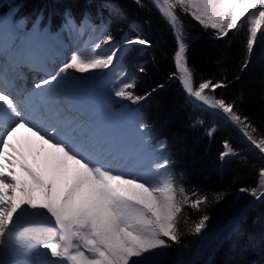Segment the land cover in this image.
<instances>
[{
    "label": "snow or ice",
    "instance_id": "1",
    "mask_svg": "<svg viewBox=\"0 0 264 264\" xmlns=\"http://www.w3.org/2000/svg\"><path fill=\"white\" fill-rule=\"evenodd\" d=\"M135 3L144 6L143 0ZM152 5L175 38L174 71L169 78L178 83L194 108L209 111L235 128L264 162V134L237 110L236 101L217 95L227 84L223 80L196 81L188 62L182 20L190 17L203 30H211L217 40L229 33L246 32L244 71L258 34L264 39V0H152ZM68 24H72L70 17ZM112 43L113 37L105 29L97 42L72 52L57 71L36 82L31 91L18 83L23 78L19 72L23 61L12 52H0L6 58L0 61V264H33L25 258L7 259L18 251L22 257L34 256V264H162L165 250L181 243V224L192 234L205 229L207 214L188 226L184 212L185 208L201 211L209 203L208 197L190 194L179 182L172 171L173 161L163 155L166 142L156 146L158 158L145 165L144 149L152 140L147 123L138 118L139 145L124 141L117 146L89 132L62 111L59 101L54 105L50 100L53 85H61L71 72L81 76L111 73L116 99L129 105L147 100L156 89L136 94L135 77H129L120 66V54L134 46L150 47V41L129 38L105 51L104 46ZM30 59L33 67L39 63L38 58ZM260 86L264 101V81ZM203 123L195 120L192 127ZM21 130L39 142L35 155L30 139L27 143L16 140ZM214 132L211 128L207 135ZM41 152L46 153L44 168L38 171L28 159L31 156L35 163ZM239 156L225 141L219 160L225 163ZM258 181L257 187L240 188V192L264 202V167L258 171ZM221 198V194L216 195L217 200Z\"/></svg>",
    "mask_w": 264,
    "mask_h": 264
},
{
    "label": "trees",
    "instance_id": "2",
    "mask_svg": "<svg viewBox=\"0 0 264 264\" xmlns=\"http://www.w3.org/2000/svg\"><path fill=\"white\" fill-rule=\"evenodd\" d=\"M143 5L138 6L135 0H0V16L15 8V22H23L29 28L41 16L44 26L51 30L61 28L70 17L75 23L85 20L102 24L112 35V44L117 46L129 38L150 41V47L134 46L125 50L121 59L122 67L129 76L135 77L136 94L144 95L156 89L141 104L130 106H140L141 120L149 125L154 140H166V151L173 161L172 171L179 182L190 194L196 192L209 200L201 211L185 208L188 226L203 214H207L209 220L200 234L190 233L188 227L181 224L180 245L165 250V260L175 264L181 258V249L194 248L203 234L234 217L236 209L232 207L235 202L242 203L241 199L236 201L238 193L247 200L252 199L248 193L240 192V188L258 186V171L264 167V162L237 136L235 128L216 115L191 106L178 83L169 78L174 71V34L151 0H143ZM182 20L189 45L188 62L196 81L223 80L227 87L218 89L217 95L236 101L237 110L248 116L264 134L260 86L264 81V39L258 34L249 67L241 71L246 57V32L229 33L223 40H217L211 30H203L190 17H182ZM141 67L143 72L139 71ZM160 85L163 87H158ZM195 120L204 123L192 127ZM211 128H215V132L208 136ZM225 141L240 156L222 163L219 155ZM217 194L222 198L217 200ZM205 249L202 261L199 258L195 264H264V202L257 201L247 208L243 219L230 221L228 229Z\"/></svg>",
    "mask_w": 264,
    "mask_h": 264
},
{
    "label": "bare ground",
    "instance_id": "3",
    "mask_svg": "<svg viewBox=\"0 0 264 264\" xmlns=\"http://www.w3.org/2000/svg\"><path fill=\"white\" fill-rule=\"evenodd\" d=\"M9 16V15H8ZM5 21L7 22V18H3L2 22L0 23V31L4 27L6 30L8 29V25H5ZM37 29L33 30V33H36ZM9 29V34H10ZM13 39V38H12ZM81 39V38H80ZM79 39V40H80ZM75 43V39H62L61 42L57 43L55 45L48 44L44 48V53L42 54V58H40V63L43 62L46 66L50 68V73H54L59 69L60 66H62L63 60L67 59V53L69 52V49L73 46ZM31 44V45H29ZM79 48L81 50L86 46L82 40H80V43H78ZM33 42L29 43H22L21 45V51L23 52L17 55V59L21 61H27L32 63V60L30 58H37L36 57V50L32 52ZM77 48V50L79 49ZM76 50V51H77ZM64 60V61H65ZM72 76V75H71ZM70 76V77H71ZM66 85H53V91L48 93V96L51 100V102L55 105L56 101H59V105L61 108H63L64 105H69L73 109H80L82 114L77 112H71L68 115L72 118L76 119L78 122L83 124L84 126L88 127V131L91 133H95L100 139L103 137H107L114 145H121L122 142L127 141L132 143L134 139L137 136L136 131V111H131V120L130 118L125 120L122 116V114L127 111L126 107H122L120 109V114L118 113L116 116H109L105 118H101V114L98 115L96 111V106L98 103L99 98L94 97L91 89L87 88L88 85L87 81L84 82H78L73 83L71 79H68V81L64 82ZM73 83V84H69ZM69 84V85H68ZM29 89L28 91H31ZM135 116V118H134ZM98 117H100V120H98ZM113 119H117L118 121L108 126L107 124L110 123ZM135 119V121H134ZM29 139L32 142V151L33 155L37 151H39V142L35 141V138H30V134L24 132L21 130L19 133H17L16 140L20 143H27ZM140 143V142H139ZM46 147V146H45ZM45 154L44 152H41L39 156L36 157L35 163L32 160V157L30 156L28 159V163L33 166L38 171H43L44 168V160H45ZM117 170V169H116ZM122 171V170H119ZM41 252L44 250L41 249ZM16 258H25L28 260L35 261L34 256L30 257H22L21 253L18 251L16 256H10L7 259L9 261H12Z\"/></svg>",
    "mask_w": 264,
    "mask_h": 264
},
{
    "label": "rangeland",
    "instance_id": "4",
    "mask_svg": "<svg viewBox=\"0 0 264 264\" xmlns=\"http://www.w3.org/2000/svg\"><path fill=\"white\" fill-rule=\"evenodd\" d=\"M11 12H13V10ZM22 25H23L22 23L14 25V29H15V32H16L17 35H19L21 33ZM82 25L84 27H83V30L81 31L80 29H81ZM37 27L39 28V24H38ZM40 30H41V35L40 36H41L42 41H43L42 45L44 47L47 44H51V43H52L51 45H55L56 46V44L61 42V40L64 39V38L65 39H67V38L73 39L74 38L75 39V43L73 44V46L69 49V52L67 53L68 54L67 55L68 58L70 57L72 52L76 51L77 48H79L78 43H80V40H82V42L85 45H89V44H91L93 42H97L103 36L104 31H105L104 28L101 25H97V24L93 25V24H88L86 22H82V23H80L78 25H75L74 23H72L71 25L66 24L63 27V29H61L60 31H58L56 33H50L48 30H42V29H40ZM114 46L115 45L104 46L105 51H107L109 47H114ZM78 50H81V48H79ZM123 53H124V50L120 54V58L123 55ZM67 59L66 60L64 59L65 61L63 60V63L66 62ZM120 66L122 67L121 64H120ZM70 76H69L68 79H71L73 83H76V82H83L86 76H92V74H87L85 76H81L80 74H77L75 72H71ZM93 76H95V75H93ZM96 77H97V79H94V80H90L89 79V80H87V81H89L88 87H93V91H94L95 95L99 96V94H100L101 96H103L100 108L103 109V111H102L103 113H108V111L111 110L113 103H115L116 100H117L113 96V91H114V88L116 87V84H115V81H114L111 73H108L107 75H97ZM68 79L66 81H68ZM126 79H127V77H126ZM66 81H64V82H66ZM64 82H63V85H66V83H64ZM69 84H72V83H69ZM130 114H131V111L127 109V111H125L122 114V116H123V118L125 120H127L129 118L131 120V115ZM134 118H135V116H134ZM136 118H137V113H136ZM98 120H100V117H98ZM135 128H136V126H135ZM238 135L240 136L239 132H238L237 136ZM134 141H135V139H134ZM134 141L132 142V144H134ZM144 153H145V157H147V158L151 155V152L149 151L148 147L145 148ZM155 158H158V155H157V153H153L152 152L151 159H155ZM241 195L242 194H240V193L237 194L236 201L241 199L242 203H240L238 205L235 202V205L232 207V208L236 209L234 217H240V216L244 215L245 211H246L245 209H247V207L251 204V202L254 201L253 197H252V199L247 200L245 198V196L242 197ZM247 202H249V203H247ZM232 218H233V216H232ZM228 225H229L228 223H225L222 226L220 224H216L215 228H213L210 232L203 234L199 238L197 246H195L192 249H190L188 247L181 249V252H182L181 258H178L177 262L175 264H193L195 262V259H197L198 256L200 257V262H201L202 261V253H203L204 250H206L205 249L206 246L209 244L210 241H212L215 238H217L218 235L223 234L228 229ZM203 236L204 237L206 236V237L202 240ZM207 240H208V242H207ZM199 246H201V249L199 248ZM164 263L169 264L168 261L165 260V258L162 261V264H164Z\"/></svg>",
    "mask_w": 264,
    "mask_h": 264
}]
</instances>
